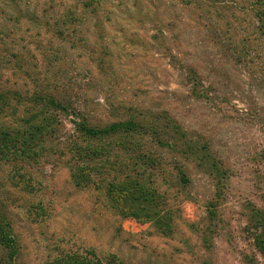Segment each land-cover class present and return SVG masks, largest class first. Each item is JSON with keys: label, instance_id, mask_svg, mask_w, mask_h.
<instances>
[{"label": "rangeland", "instance_id": "rangeland-1", "mask_svg": "<svg viewBox=\"0 0 264 264\" xmlns=\"http://www.w3.org/2000/svg\"><path fill=\"white\" fill-rule=\"evenodd\" d=\"M4 2L0 49L17 63L2 83L36 82L90 125L132 129L92 139L74 130L80 117L54 111L60 134L44 157L17 171L0 161V264H264V34L253 0L220 10L104 0L98 19L61 37L56 16L74 1L18 0L34 23L5 19L14 6ZM70 164L89 180L77 185Z\"/></svg>", "mask_w": 264, "mask_h": 264}, {"label": "trees", "instance_id": "trees-1", "mask_svg": "<svg viewBox=\"0 0 264 264\" xmlns=\"http://www.w3.org/2000/svg\"><path fill=\"white\" fill-rule=\"evenodd\" d=\"M6 0H0L5 4ZM10 5H13L12 13L6 11L7 19L14 23H20L21 19H29L31 23L38 22L39 17L25 9L21 11L18 8V0H7ZM75 4H67L56 16L55 28L53 34L57 36H69L76 32L75 22L84 24L89 18L98 19L103 10L101 9L104 0H72ZM183 5H191L197 9L204 10L224 9L228 8L232 0H178ZM222 5L218 8L214 5ZM223 3V4H222ZM6 5V4H5ZM253 5H256V10L253 17L258 19L260 24L259 32L264 34V0H253ZM17 8V9H15ZM0 7V13H4ZM50 9V8H49ZM42 13H46L43 8ZM205 26V25H204ZM202 27V26H201ZM209 31L211 26H205ZM78 32V31H77ZM1 41V38H0ZM7 49H0V161L9 164L10 168L20 169L23 161L28 159L39 161L49 151L47 146L51 140H54L60 134L56 122L53 121L52 114L54 111H67L73 116L80 117V122H73L74 130L88 138L95 139L102 135L114 134L118 131L131 130L132 126L128 123H110L106 126H98L99 124L90 125V122L81 116L80 108L69 102L65 96H60L54 93L42 90L36 82H32L30 88L8 87L3 81L4 65L11 64L14 59L17 63V55L11 52H5ZM69 150L74 157L83 158L84 150L76 146L69 145ZM26 155V157H25ZM71 179L77 185H83L89 180L88 176L79 175V168L70 164ZM24 176L21 172L18 174L20 179ZM17 182L18 180L15 179Z\"/></svg>", "mask_w": 264, "mask_h": 264}]
</instances>
